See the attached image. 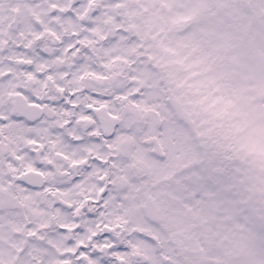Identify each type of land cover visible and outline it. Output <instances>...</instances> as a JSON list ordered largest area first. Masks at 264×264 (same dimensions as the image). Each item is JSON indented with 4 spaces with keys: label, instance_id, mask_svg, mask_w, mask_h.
I'll list each match as a JSON object with an SVG mask.
<instances>
[{
    "label": "snow or ice",
    "instance_id": "1",
    "mask_svg": "<svg viewBox=\"0 0 264 264\" xmlns=\"http://www.w3.org/2000/svg\"><path fill=\"white\" fill-rule=\"evenodd\" d=\"M0 264H264V0H0Z\"/></svg>",
    "mask_w": 264,
    "mask_h": 264
}]
</instances>
